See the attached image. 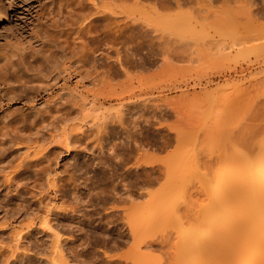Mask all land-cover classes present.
I'll list each match as a JSON object with an SVG mask.
<instances>
[{
    "label": "rangeland",
    "instance_id": "1",
    "mask_svg": "<svg viewBox=\"0 0 264 264\" xmlns=\"http://www.w3.org/2000/svg\"><path fill=\"white\" fill-rule=\"evenodd\" d=\"M64 1L45 7L30 0H0L1 15L5 17L0 21V44L7 47L5 42L11 43V48L12 45L15 46L17 40L20 44L16 46L24 47V53L31 55V59L27 55L26 59L29 62L25 59L23 62L25 65L15 64L14 70L18 72L11 69L10 77L13 78L10 80L14 79L11 84L14 81L17 83V86L15 83L12 84L16 87L15 93L11 92L14 96L9 95L7 90L4 92L6 87L0 83L1 129L4 124L3 118L6 119L5 123L9 121V127H13L16 121L21 120V115L36 111L41 101L48 98L47 94L59 93L57 89L64 85L68 90L71 87L75 92L83 91V95L86 94L89 98L94 95L99 97L100 111L105 116L121 115L124 120H121L123 123L120 121L117 123L115 118L113 121L112 118H107V125L102 124L105 128L102 126L99 131L94 126L99 132L81 121L85 126L82 131L79 130L81 139L77 145H69V148L66 147L68 150L62 144L48 145L52 148L49 156L51 175L48 176L63 183L65 200L63 206L68 208V211L76 208L74 213L71 211L65 217L63 214L59 215L57 221L61 224L56 222L58 226H63L58 227V229L61 227L59 231L63 237L61 236L58 243L62 250L58 252L61 259L57 264H131L137 247L131 239L125 237L127 227L121 221L118 209L125 206L128 201L132 203L134 200L138 205H142L141 209L144 212L146 204L152 202L151 228L145 231L148 233L146 236L150 238L146 239L152 240L154 245L153 249L140 250L143 256L136 259L138 264H189V259L179 262L173 258L176 257L181 234L195 227L196 229L202 227L203 219H200L201 222L199 220L200 225L197 224L200 216L196 214L199 212L198 208L207 204L211 197L205 192L203 194L200 187L203 185L205 187V184L201 183L200 186L198 180L201 175L204 176V172L203 174L201 172L204 171L202 165L205 153L213 149L218 150L222 146H232L234 139L231 136L241 131V134L247 132L244 133V136L247 135L246 138H251L248 145H253L259 138L257 141L259 144L257 142L256 144L260 146V137L264 142V134H259L264 133V0H179L178 4L174 0H110L117 8L122 5L125 8L132 7L130 9L143 11L144 15L140 12V15H125L117 19L120 21L117 22L119 24L109 18L91 20L73 17L71 12L67 15L72 8L79 7L75 2ZM62 3H66L67 8ZM50 8H53V11ZM64 15L66 17H63ZM8 48L9 46L6 49ZM46 54L50 56L47 63L42 57ZM33 55L35 57L32 58ZM49 61H53L52 64ZM1 63L0 60V65ZM54 65L56 71L52 70ZM58 65L61 69L63 67L68 69V73L59 72ZM34 69H41L39 72L41 74L37 75ZM25 70L31 72L34 70L36 74L34 72L28 74ZM50 72L52 74H49L48 78ZM57 74L59 79L55 80L56 85L52 84L53 88L49 93H43L42 98L37 96L34 100L32 98L24 103L21 92L24 91L25 97L29 95L33 97V92L31 89L28 92L27 88L21 90L23 86L18 84H25L32 79L31 83L34 86L44 87L48 81L51 85L50 78ZM21 76L24 78L23 82L18 81H21ZM67 88L64 86L63 92ZM83 88L87 89L86 92L82 90ZM5 114L10 115L8 117ZM253 128H257V132L253 131ZM249 132L257 135L251 136L252 133L249 135ZM247 141L249 140L246 139L243 143L247 144ZM6 144H3L5 148ZM55 144L57 147H54ZM12 145H7L8 150L2 149V146L1 149L5 150V153L2 155L1 150L0 154L7 156V158L0 156L3 163L15 155L12 154L14 151L25 152L22 146L18 145L17 148L16 145L14 148V144ZM41 145L47 146L46 143ZM215 150L208 153L211 155V169L219 167L215 163ZM240 150L246 149L244 147ZM22 152L19 151L20 154ZM16 156H13V159L16 160L18 158ZM211 169L209 172H212ZM216 170L214 174L209 173V176H214ZM43 177L38 183H42L40 189L43 191L42 195H46L44 204H48L49 209L53 211L52 214H55L58 208L55 212L52 207H57L56 205L59 207L60 196L54 193L50 184L43 181L46 178ZM211 177L210 180L213 179ZM24 181L28 189L21 191L20 198H23V201L19 196L12 197L14 196L12 189L8 191L0 188V218L6 210L18 212V208L31 204L33 198L32 195L29 196L30 191H33L34 195L37 190L32 189L34 187H31V180ZM125 186L130 193L123 191ZM125 192L134 198L127 196ZM125 196L130 197L126 202L123 201ZM190 199L192 206L193 201L196 204L195 211L193 208L192 210L198 211L196 214L189 212L191 216L198 217L191 218V221L183 219L188 206L190 205L189 210L192 207L189 204ZM77 207H80L82 213L76 212ZM112 211L114 214L110 216ZM20 212L16 213L17 216ZM97 212L104 214L98 218ZM107 213H111L109 214L111 218H106L107 215L104 217ZM200 213L202 212L198 214ZM189 214L185 217L190 219ZM6 218L10 221L7 220L5 225L10 226L13 219L11 221V217ZM23 218L26 219L19 217L23 225L26 221L29 223L30 218L24 221ZM106 219L111 220L107 223ZM95 224L98 228H95ZM110 227L113 229L108 232L109 236L105 235L104 229ZM6 228L8 227L0 226V229ZM40 231L33 245L19 244L20 250L9 241L6 234H2L5 238L0 233V264H48L45 256L48 252L53 253L55 246H51L52 238ZM120 232H124V236L118 235ZM67 235L72 236V242H63V239L68 238ZM109 238L114 239V243L108 241ZM35 243L39 251L31 248L35 247ZM11 245L17 250H13ZM25 246L27 247L24 248ZM223 263L221 260L213 264Z\"/></svg>",
    "mask_w": 264,
    "mask_h": 264
},
{
    "label": "bare ground",
    "instance_id": "2",
    "mask_svg": "<svg viewBox=\"0 0 264 264\" xmlns=\"http://www.w3.org/2000/svg\"><path fill=\"white\" fill-rule=\"evenodd\" d=\"M30 1L37 2L38 5L41 4V6L43 4V6L45 5V7H47V6L50 7V5L52 6V4H56V3L61 4V2H63L64 0H30ZM67 1H72L73 3L75 2V5L79 7L78 9L72 8L69 11V13L66 11L68 13L67 15H70L72 13L73 17L76 16V17L82 18V19L91 18V20H95L97 18H102V19L103 18H106V19L109 18V19L114 20L113 21L114 23L115 22L117 23L119 21L117 19H120L121 17H123L125 15H127V16L128 15L134 16L136 14L140 15V12L142 13V15H144L143 11L141 9H130L132 7H130V8L126 7L127 8L126 9L122 5H119L117 8L116 5H115L116 6L115 7V6H113V4H111L112 0L111 1L110 0H67ZM115 1H120V0H115ZM121 1H123V0H121ZM174 1L176 2V4H178V2H179V0H174ZM161 2H163V1H161ZM66 3L65 4L62 3L65 6V8H67ZM118 3H116V4H118ZM70 5H68V6H70ZM83 5L85 7H82ZM56 7H57V5H56ZM50 9L52 10L53 8H50ZM68 9H69V7H68ZM55 10L57 11V9H55ZM39 12H37V13H39ZM44 14L45 13H43V15ZM57 17H58V15H57ZM59 17H60V13H59ZM63 17H66V16L64 15ZM67 17H69V16H67ZM4 18L5 17H3L1 15V11H0V21L3 20ZM117 24H119V23H117ZM117 24H116V26H117ZM118 26H120V25H118ZM18 35H19V33H18ZM16 42H17V40L15 41V46H16V44L17 45L20 44L19 41H18L19 43L18 42L16 43ZM5 44H7V47L9 46L8 49H6L7 47L5 45L2 46V44H0L1 45L0 46V60L2 62L0 65V75H1L0 79H2V81L0 80L1 81L0 83H1V85L4 84L6 87L5 90L3 89L4 92L7 90L8 94L10 93L9 95L14 96L13 94H11V92L13 93L15 91L14 88H16V87H14V86L15 85L17 86V83H15V81H14L12 84L15 83V85L11 84V81L14 80V79L10 80V78H13V77H10L11 69H13L12 71H17V70H14L15 64L19 63L21 66V64H24L23 62L26 59L27 55L30 56V59H31V55L24 53V49H25L24 47L22 48V47L18 46L19 47L18 48L17 46L15 47L14 45H12V47L13 46L14 47L10 48L11 43L5 42ZM20 49H22V51ZM25 52H26V50H25ZM81 52H82V50H81ZM102 53L103 52H101V55H102ZM82 56H81V59H83ZM103 56H104V54H103ZM103 56H101V57H103ZM33 57H35V56L33 55L32 58ZM42 57L45 58L46 63L48 60H50L48 58L50 56H47V54H46V56L43 55ZM12 58L15 60H13ZM103 58H102V60H103ZM28 59H29V57H28ZM53 61H49V62L51 63ZM79 61H81L80 57H79ZM51 66H53V65H51ZM59 66L60 65H58V67ZM49 68H50V66H49ZM54 68H55V65H54L52 70H54ZM63 68L61 69L59 67V69H60L59 72L62 73V71H63V73H65V72L68 73L67 72L68 69L66 70V68H64V70H63ZM29 70L28 71L25 70V71L28 72V74H30V73L33 74L35 69L33 70V72H31ZM76 70H77V68H76ZM78 70H79V68H78ZM41 71H42L41 69L35 70L37 75H40L41 73H39V72H41ZM54 71H56V69ZM75 71H73V72H75ZM51 72L48 73V75H47L48 78H49V74L50 75L52 74ZM42 75H44V74H42ZM58 75L59 74H57L56 76L53 75L52 76L53 79H52V77L50 78L52 80V82L49 79L51 85H49V81H48V84H45L46 86L43 85L44 87H40L41 85L34 86L31 83L32 79H29L30 81H26L25 84L23 83L24 85L18 84V86L19 85L23 86V87L21 86L22 87L21 90L22 89L24 90L27 88L28 92L30 89L33 92V95H32L33 97H30L31 95H29L28 97H25L26 94L24 95V91L21 92V94L23 93L22 97L24 96V98H22L24 100V103L32 100V98L34 100V98L37 96L42 98L41 94H43V93L44 94L47 92L49 93V91L52 90V88H53L52 84L54 83V85H56L55 80L59 79V78H57ZM31 76L34 77L35 75H31ZM22 77L23 76H21V78ZM62 77H63V75H62ZM36 78H38V77H36ZM64 78H65V76H64ZM19 79H20V77H19ZM23 79L24 78H22L21 81L20 80H18V81L23 82ZM25 80H28V79H25ZM33 82H34V80H33ZM76 84H77V82H76ZM11 85L13 87H11ZM61 86H63V84ZM64 86L67 88L66 85H64ZM64 86L57 89L59 91V93L58 92L57 93L51 92L52 94H47L48 98L41 101V103H40L41 105L38 107V109L36 108V111H34L30 114H25L24 116L21 115L22 116V118L20 117L21 120H19L18 122L16 121V125H14L13 127L12 126L9 127V121H6V123H5L6 119L3 118L5 125L3 124L4 125V126L2 125L3 128L2 129L0 128V132H1L0 133V135H1V137H0V151L5 148L3 144H6V143H8V144L5 145L6 146L5 149H7V145L14 144V148L16 145L18 148V145H19L20 147L22 146L21 148L25 151V152H22V150H19L22 152L21 153L22 155L19 153V151L16 153H18L20 155L14 153L15 152L14 151L12 154H15V155H12L8 159L12 160L14 158L13 156H16V155L18 156V158L16 160L13 159L14 161L13 160L12 161L11 160L10 161L5 160L3 163L2 159L7 158V156L6 155L2 156L3 155L2 153H5L4 152L5 150L4 151L2 150L3 151V152H1L2 155L0 154V156L3 157V158L0 157V165L3 163L2 166H0V177H1L0 188H3L2 190L5 189L8 191H9V189L10 190L12 189L13 190L12 192L14 193V196H12V197L18 198V196H19V198H20L21 191H24L25 188L27 187V183L24 180H26V181L31 180V182H30L31 187H34L32 189H34V191L37 190V192H35L34 195H33V191L29 190L31 194L30 193H28V194H30L29 196L32 195L31 197L33 198V200H32V198L30 199V200H32L30 205H28V206L26 205V206H22L21 208H18L19 209L18 212L21 211L18 214V216L16 214L18 212H13L14 210H12L11 212H10V210L4 211L3 216L0 218V220H1L0 226H2V228L5 226L8 228L0 229V233H1V235L6 234L9 241L13 242V244L17 248L19 247V244H21L22 246L29 244L28 246H30V244L34 243V241H36L35 240L36 235L39 233L40 230L44 234L47 233L46 235H48V237L50 236L52 238V245L51 246H53V247L55 246L54 247L55 249H53L54 254L51 251V252H48L49 254L47 253L46 256L44 255L47 258L46 261L47 262L49 261L48 264H57L61 259V255L58 252H61L62 247L60 248L58 243H59V240L61 239V236L63 235V234L60 235L61 232L59 231V229L61 230V227H63V226L59 225L61 227L58 229L59 226L57 223H59V222L57 220H58L59 215L63 214L65 217V216L69 215V213L71 211L73 212L76 210V208H72V209H70V211H68V208L66 209L63 206V203L65 202V200L63 199V197H64V191H63L64 186L62 185L63 183H61V181L55 180V178H52V179L49 178L51 175V173H50L51 172V169H50L51 163H50V157L49 156L51 155L50 152L52 151V148L51 147L49 148V146L53 145L54 143L62 144L65 148L66 147L69 148L70 147L69 145H75L77 142L80 141L79 139H81V137L79 136V134H80L79 130H81L83 128V126H85V125L87 126L89 124V128L93 127V130H97L95 128V127H97L98 130L100 131L101 127L103 125H105L106 123H108V122H106L107 118H109V119L112 118V121L115 118L117 123H119L118 121H120L122 123L124 121L122 119L121 115L120 116H118V115L114 116L112 114L114 117L113 116L109 117L110 114H108L109 116H105L104 113L100 111L101 110V107H100L101 103L99 102L100 101L99 97H97L95 95L92 96L90 94L92 97L89 98L88 96H86V94L83 95V93H82L83 91L75 92V91H73V89H71V87L69 88V90L67 88L68 91L65 89L66 91L63 92ZM17 89H20V88H17ZM77 89H78V87H76V90ZM82 90H84L86 92L87 89L85 90L83 88ZM127 90H129V89L127 88ZM119 92H120V90H119ZM98 94H101V93L98 92ZM106 94H107V92H106ZM12 96H10V97H12ZM19 96H20V93H19ZM103 96L105 97V95H103ZM17 98H19V97L17 96ZM105 98H107V97H105ZM31 109H33V108H31ZM110 110H111V108H110ZM110 110H108V111H110ZM8 111H9V109H8ZM31 111H33V110H31ZM10 113H12V112H10ZM263 113L260 114L261 118H262ZM118 114H119V112H118ZM5 115L8 116L10 114H5ZM99 115H101L102 117L100 116L101 117L100 118ZM11 116H12V114H11ZM261 118H259V120ZM121 120H123V121H121ZM81 121L85 125L84 124L82 125ZM97 121H100V122H97ZM116 121H114V122L116 123ZM12 122L13 121H11V123ZM114 122H113V124H114ZM261 122L259 124L261 126L260 128H262ZM13 124H14V122H13ZM103 127L105 128V126H103ZM119 127H120V124H119ZM89 128L87 130H89ZM257 128H259V127H257ZM254 129L255 128H253L252 130L257 132L256 129L255 130ZM98 130L96 132H99ZM263 130H264V127H263ZM123 132H125V131H123ZM241 133H242V131L240 133L238 132L237 134H235V135L233 134L231 136V138L234 139V143L232 146H222V147H219L218 150L213 149L216 152L215 154L213 153L216 157L215 163L217 165H219V167L213 168L211 166L213 169L210 168L211 155L208 153L210 151H212V152H214V151L210 150V151L205 153L206 156H204L205 157L204 162H203L204 165H202V166H204V168L202 167L204 169V171L202 170L201 174H203V172H204L203 175L206 177H204L200 174L202 176L203 181H205V182L203 183V181L201 180V176H200V178L198 177L199 178L198 180H200V182H199L200 186H201V183H202V185L205 184V187H204V185L202 186L203 189L205 188L204 190L201 189L202 187H200V190H202L203 194L205 192L206 194H209L211 197L209 198L208 203L202 206V207L205 206L204 208H202L201 206L200 207L198 206L200 208V209L198 208L199 212H202L200 214H198L199 213L198 211L194 212L195 211L194 207L196 206V204L193 201L194 206H192V202H191L192 200L191 199L189 200V202H190L189 204H191L192 207L189 210V208H190L189 207L190 205H189L188 209H186L185 213L188 212V214H189V212L192 211L196 214L198 212L196 215H199L200 217L201 216L202 217L201 218L199 217V219H198L197 216L195 217V215L191 216L189 214V217H190V219H189L188 217H185L188 214L186 213V215H185V213H184L183 219L186 218V219L191 221V218L195 217V219L196 218L198 219V222L200 219H203V221L201 223L202 227L200 228V226H199L200 222H201V220H200L199 223L196 222L197 224H199L198 225L199 228L197 227L199 230L196 229V227H195L194 228L195 230L193 229V230H190V231H187V232H184L181 234V239H179V241H178L177 254H176V257L173 258L174 261L179 260V262H180V261H186V259H189V264H213L214 262H218V261L223 260L224 261L223 264H264V142L262 141V137H260L261 141H259V142H261V145L259 146L258 145L259 143L257 141L260 139L258 138V140H255V135H254L255 142H253L254 140L252 141L253 145L256 146V147L254 146L255 147L254 148V147H252L253 146L252 144L248 145V142L250 143L251 138L250 137L246 138L247 135L244 136V133H247V132H244L243 134H241ZM248 134L249 135L251 134V136L253 134L257 135V133H254V132H249ZM259 134L263 135L264 133L260 132ZM259 134H258V136H259ZM263 137H264V135H263ZM245 138L247 140H249V141H247V144H245L246 142L243 143V141H246ZM96 139H97V137H96ZM256 142L258 144H256ZM41 143H46L47 146L46 145L43 146V145H41ZM242 143L245 144V146H243ZM2 146H3V148H2ZM241 146H243V148L245 147L246 150H243V148ZM257 146H259V147H257ZM54 147H57L56 144ZM54 147H53V149H54ZM21 148H19V149H21ZM240 149H242L243 151H241ZM212 152H211V154H212ZM9 155L10 154H8V157H9ZM209 169H211L210 171H212V172H209ZM214 170H216L215 175L212 177L209 176V173H213ZM1 172H3L2 175H1ZM48 174H50V175L48 176ZM43 175H44V177H46L45 178L46 181L45 180H43V181L50 184L54 189V193H56L58 196H60V197H58L59 198V207H58V205H56L57 207H55V206L52 207V208H54L55 212L57 211L55 209L58 208V211L56 213L54 212L55 214H52L53 211H51L49 209L50 207H48V204H44V200L46 198V195L45 196L42 195L43 191L40 189V188H42L41 187L42 183L41 182H40L41 184L38 183L40 181L41 177H43ZM209 177L213 178V179H211L212 181L209 179ZM22 181H24V182H22ZM36 182H37V184H36ZM58 182H60V184H58ZM210 183H212V184H210ZM36 185H38V186H36ZM190 185H192V182H191V184L189 183V186ZM31 187H29V188H31ZM193 187H194V185H193ZM190 188H191V186H190ZM26 189H28V188H26ZM125 189L123 188V191L129 192V190L127 189V186H125ZM128 192L127 193L125 192L127 194V196L133 197V195L129 194L130 192L129 193ZM199 192H201V191H199ZM199 192H197V193H199ZM127 196H125L126 198H124L123 201L126 202V199L129 200L130 197L128 198ZM189 197H191V194ZM20 199L23 201V198H20ZM20 199H18V200L20 201ZM26 201H28V200H26ZM131 201H132V199H131ZM133 202L129 203V201H128L125 206H123L124 205L123 204L122 205L123 207L121 206L122 208L119 207L121 209V211H120V209H118V211H119L121 219H122L121 221L124 222V226L127 227V229H126L127 230V232H126L127 236H125V237L128 239H131V241H133L137 247V249H135L136 250L135 253H133L134 254L133 258H131L132 262H130V263L131 264H136V263L138 264L137 260L139 259L140 256L141 257L143 256V253L140 250L141 249H145V250L149 249L150 250L151 248L153 249V245H154L153 244L154 242L152 240H151L152 242L148 240L150 238H148L146 236V234L148 235V233L145 231V229L151 228L150 223L152 220H151L150 211L152 210L151 209L152 208V202L149 201L146 204L147 205V206H145L146 212H144L141 209L142 205H140V204L138 205V203H136L135 200ZM128 203H129V205H128ZM82 204H80V205H82ZM82 207L84 208V206H81V208ZM79 208L80 207H77L78 211H76V212L82 213L81 209H79ZM113 208H111V209H113ZM192 208L194 209V211L192 210ZM115 209H116V207H115ZM59 210H61L60 211L61 213L59 212ZM105 211L106 210L104 209L103 212L105 213ZM113 212L114 211L111 212L112 214L109 213V214H111L110 216H112L114 214ZM102 213L100 214V212H97V214L99 215V216L97 215L98 218L100 217V215L102 216L104 214V213L103 214ZM109 214L108 213L105 214L104 217H106V215H107L106 218H111L109 216ZM6 217H9V218L11 217V221L13 219L10 226L5 225V222L8 220V218H6ZM19 217H25L26 219L30 218V221H29V223H28V221H26L25 223L23 222L24 223V225H23L22 221H21L22 218H21V220H19ZM26 219L23 218V221ZM142 219H144V221ZM195 219H192V221ZM110 220L111 219H109V221ZM8 221H10V220H8ZM109 221L107 223H109ZM60 222H61V220H60ZM78 222H80V221H78ZM143 222H145L146 224L145 223H144L145 225L142 224ZM2 223L5 226H3ZM26 223H28V224H26ZM59 224H61V223H59ZM86 224H89V223H86ZM77 225L78 224H76V226ZM95 226H96V224H95ZM97 226L95 228H98ZM68 227H70V225ZM68 227H66V229ZM76 228H78V226ZM111 229H113V228L110 227V228L104 229V234L109 236L108 232H110ZM68 230H69V228H68ZM41 231H40V233H41ZM80 232H81V229H80ZM124 234H125L124 232H120V234H118V235L124 236ZM3 237H5V236H3ZM67 237L68 238L63 239V242H65V243H66V241L72 242V240H73L72 236L69 237L67 235ZM125 237H124V239H125ZM146 238H148V239H146ZM79 240H81V239H79ZM113 240L114 239H111V238L108 239V241H112L114 243ZM115 241H116V239H115ZM36 243H35V247L32 246L33 245L32 244L31 248H36V245L38 244V243L37 244ZM17 244H18V246H17ZM13 246H12V249L15 250L16 247L14 246V248H13ZM26 247L27 246H25L24 248H26ZM59 248H60V250H59ZM18 249L20 250V248H18ZM36 249L38 250L39 248H36ZM40 250H42V249H40ZM42 252H43V250H42ZM9 253H10V251H9ZM50 253H52V257L50 255ZM47 255L48 256L50 255V257H48ZM36 256H37V254H36ZM25 257H26V255H25ZM25 257H23V258H25ZM45 257H44V260H45ZM49 258H51V259L49 260ZM25 261H26V258H25ZM50 261H51V263H50ZM23 263H25V262H23Z\"/></svg>",
    "mask_w": 264,
    "mask_h": 264
}]
</instances>
